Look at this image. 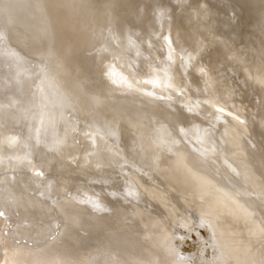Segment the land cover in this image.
<instances>
[{"label":"bare ground","instance_id":"obj_1","mask_svg":"<svg viewBox=\"0 0 264 264\" xmlns=\"http://www.w3.org/2000/svg\"><path fill=\"white\" fill-rule=\"evenodd\" d=\"M0 264H264V0H0Z\"/></svg>","mask_w":264,"mask_h":264},{"label":"rangeland","instance_id":"obj_2","mask_svg":"<svg viewBox=\"0 0 264 264\" xmlns=\"http://www.w3.org/2000/svg\"><path fill=\"white\" fill-rule=\"evenodd\" d=\"M202 233L204 234L203 231H202ZM194 239H196L195 235H194ZM187 241H188V243L185 245V248H186L185 250H187L189 252V251L194 249V247L196 246L197 243H196V240L192 241V239H188Z\"/></svg>","mask_w":264,"mask_h":264}]
</instances>
